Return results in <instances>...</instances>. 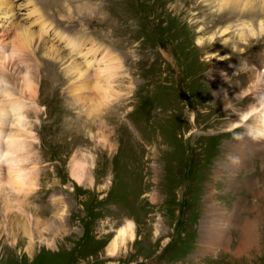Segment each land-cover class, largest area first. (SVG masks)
Returning <instances> with one entry per match:
<instances>
[{
  "label": "rangeland",
  "instance_id": "rangeland-1",
  "mask_svg": "<svg viewBox=\"0 0 264 264\" xmlns=\"http://www.w3.org/2000/svg\"><path fill=\"white\" fill-rule=\"evenodd\" d=\"M6 1L1 8L8 9ZM229 4L219 14L231 18L213 24L219 17L202 0H11V16L0 18L7 54L14 55L20 26L36 35L44 29L32 57L41 90L37 138L13 156L18 168L36 169L38 185L24 199L43 221L44 237L56 242L53 253L35 247L38 258H47L34 264H264V138L255 134L259 122H249L251 130L234 128L264 93L242 97L216 73L221 66L232 74L264 73V32L247 42L236 32L211 40L221 26L237 22ZM73 34L97 50L90 72L114 63L121 93L90 115L85 94L73 105L69 79L45 52L54 44L64 56L62 38ZM242 74L237 81L247 82ZM83 152L92 154L93 165L82 187L70 173ZM14 223L1 207L0 264H29L18 255L28 243ZM15 235L14 250L8 244ZM238 248L235 258L229 255Z\"/></svg>",
  "mask_w": 264,
  "mask_h": 264
},
{
  "label": "bare ground",
  "instance_id": "bare-ground-1",
  "mask_svg": "<svg viewBox=\"0 0 264 264\" xmlns=\"http://www.w3.org/2000/svg\"><path fill=\"white\" fill-rule=\"evenodd\" d=\"M202 2L216 12L214 17H219L217 20H215V22L212 21L214 22L213 24L218 22L223 23L231 18L223 15V13L219 14L225 4L230 3L229 5L231 6L232 11L229 13L233 15L232 17L239 15L237 22H230L225 26H221L218 32L211 35V40H213L215 34H219L221 36L236 32L234 35H238V40L247 42L249 36L252 35L253 37L256 36L258 32H264V0H202ZM4 3L7 5L8 9L1 8L0 6V15L4 13L2 16H0V18H5L6 14H12V11H14L11 9V0H7ZM257 4L258 6H255ZM236 10L241 12L242 15L237 14ZM208 15L210 16V14ZM10 16L8 14L7 17ZM35 21L31 22L32 25H36ZM1 23L2 21H0V26ZM41 23V26L45 24L43 21ZM20 27V36L18 37V40H16L17 42L12 49L14 55H9L7 52H5L8 46L4 43V32L0 31V83L2 81L6 82L9 80L11 85H13L9 87L8 83L6 86L4 85L5 82H2V85L0 84V155L6 153V155L3 156V162H0V177L4 175L3 172H5L3 171L5 169L3 168V165L8 164V171H6L8 178L6 182H0V208L2 207L3 211H5V220H7L9 223L11 222L13 225H15L14 222L16 221L17 226H21L23 229V233L28 245L25 247L24 251L22 250L20 253L18 252V255H21V257L25 255L29 260V264H34L41 263L45 258H47L45 253H41L38 258L35 253V247H42V245H44L46 246V251L53 253L56 242L55 239L44 237L43 230L45 228H43V221L40 220L38 216L36 217L33 212L29 211V206L24 199L26 195H28L35 189V187H37L38 173L35 171L36 169L32 171H25L21 167L18 168L19 163H16V161L13 159V156L17 155L18 151L24 150V147L26 146L25 143H27L26 141L28 138H32L33 140L37 138L34 132L35 126L33 120H40L39 112L41 108L39 107L38 98H40L39 93L41 90L38 89L39 76L35 73H32V70L37 71L36 64L33 63L32 57L36 52L38 42L41 41L44 29L40 27L41 33L36 35V33L30 31L29 27ZM65 35L62 38L64 40L57 38V36L55 40H62L66 42L65 47L69 50L67 54L60 56L61 48H58L54 44L45 46V52L48 57L57 60L58 63H60L63 73L69 79L68 81L71 83L69 92L74 95L72 96L74 101L72 102L73 105L77 106L76 103H79L80 101L79 96L81 97L82 94H85V99L90 102L91 109L90 112L88 111L90 115L94 111H99L101 106L104 107L113 100L115 101V98L117 99L121 95L120 91L115 85L116 75L114 72L115 67H113L114 63L107 64V66L99 72H95L96 70L90 72L89 70L91 69V64L94 63L96 59L97 50H92V46L88 47L86 44H83L82 41H79L80 36L78 35L73 34L71 35L72 37H67ZM202 42H204V38L200 37L198 39V43L201 44ZM77 55L79 56L76 57ZM218 55L219 53L217 52V54L214 56L217 57ZM211 56L212 53L209 54V57ZM16 57H18V62L15 60ZM225 69V66H221L220 68L216 69V73L220 72V74H217L218 80L223 84L222 86L225 89L229 88V83L226 82L227 80H230L231 82H234L233 84H236L234 87L242 97L248 96L251 93H255L258 90H260L261 93H264V87L261 88L262 86L260 85V83H264V73H262V71L244 72V70H238V73L232 74L231 72H225ZM96 73H98L99 76L98 79L94 80L92 76H94ZM242 73L246 74L247 82H243L241 80V82L237 81V79L242 78V75L244 76ZM229 77H231V79H228ZM259 85L261 86L260 89ZM31 111L34 113L33 118H31L29 114ZM256 115L258 116L255 118ZM252 120L256 121L257 123L259 122V124H257L258 127L254 129L256 130L255 134L260 135L261 138H264V101L259 105H255L243 110L238 120L235 122L234 128L246 125L251 130L253 123L251 124L249 122ZM99 124L100 127L106 125L104 121H100ZM257 125H255V127ZM61 132L59 135L61 134L62 136H60V138L63 139L72 135L70 130L68 132ZM88 132L91 134L90 130ZM191 132L189 134H191ZM98 137L103 138L104 135L99 133ZM104 139L105 138H103V140ZM71 142L73 141L71 140ZM81 154L82 155L80 158H77L76 156L73 158L70 175L73 180L78 182L83 187L86 184V177L89 173L88 167L93 165V156L90 152H83ZM22 157L23 155L17 158ZM89 180V183L93 182V178L91 179L90 177ZM0 181H2L1 178ZM14 208L17 209V213L13 216V218H11L12 216L9 215V211ZM16 219H18V221ZM50 227H55L54 231H56L58 228L54 225V223H48V229ZM224 232L225 228L222 227L220 236H222ZM125 235L126 230L121 228L120 236L124 237L123 240L126 239ZM167 242L168 239L166 243ZM8 245H10V247L14 250L17 249L18 246H20L18 235H15L12 242ZM239 252L240 249L238 248L237 250L229 251V255L234 256ZM48 255L52 256L50 254ZM49 256L48 259H50ZM246 256H244L246 257L244 259L249 261L251 259L250 255ZM37 258L39 259L38 261ZM237 261L239 260L237 259Z\"/></svg>",
  "mask_w": 264,
  "mask_h": 264
},
{
  "label": "snow or ice",
  "instance_id": "snow-or-ice-1",
  "mask_svg": "<svg viewBox=\"0 0 264 264\" xmlns=\"http://www.w3.org/2000/svg\"><path fill=\"white\" fill-rule=\"evenodd\" d=\"M6 155V153L0 155V162H3V156ZM130 226V225H129Z\"/></svg>",
  "mask_w": 264,
  "mask_h": 264
}]
</instances>
